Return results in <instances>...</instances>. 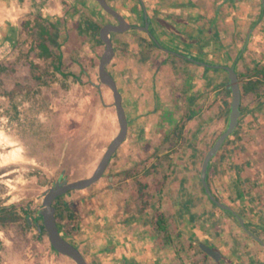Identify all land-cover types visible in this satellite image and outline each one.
Listing matches in <instances>:
<instances>
[{"label": "crops", "instance_id": "0c3cea01", "mask_svg": "<svg viewBox=\"0 0 264 264\" xmlns=\"http://www.w3.org/2000/svg\"><path fill=\"white\" fill-rule=\"evenodd\" d=\"M59 1L0 0V42L12 32L18 39L23 23L29 29L40 24L53 35V26L63 21ZM109 3L122 13L127 9L137 25L144 24L147 13L150 30L112 34L115 56L108 69L122 93L129 131L113 157L112 163L124 156L106 190L67 195L79 198L68 205L82 214L80 226L92 235L102 220L107 247L122 249V264H264V96L242 88V115L208 175L215 196L245 219L246 228L209 198L201 180L210 140L229 121L233 96L225 66L238 74L264 66V0ZM248 94L255 98L246 100ZM115 116L113 127L119 122ZM156 153L171 155V162L139 163ZM155 170L168 175L151 189L150 179L143 177ZM138 181L150 192L148 207ZM157 207L166 214L167 235L153 223Z\"/></svg>", "mask_w": 264, "mask_h": 264}, {"label": "rangeland", "instance_id": "374dc122", "mask_svg": "<svg viewBox=\"0 0 264 264\" xmlns=\"http://www.w3.org/2000/svg\"><path fill=\"white\" fill-rule=\"evenodd\" d=\"M59 2L64 8L60 15L63 21L53 26V38L48 40L53 57L37 56L36 41L41 39L38 25L29 29L23 23L15 47L0 60V67H5L0 69V207L22 203L16 208L22 218L0 225V264H5L2 259L10 264H76L53 248L48 234H41L33 219L39 215L44 194L53 181L59 175L70 181L90 177L120 130L119 122L118 126L115 122L116 127L112 125L113 113L116 115L113 91L99 77L105 44L100 45L85 30L87 18L95 20L96 17L104 25L114 17L94 0ZM126 10L123 15L130 20V12ZM31 61L43 74L41 80L33 76L35 68ZM55 65L60 66L61 73ZM254 98L252 94L245 96L246 100ZM213 142L211 139V146ZM123 158L113 163L111 160L100 182L73 194L83 193L81 191L90 194L96 189L104 192L109 175L116 172V163H121ZM170 158L169 154H149L139 163L145 166L170 163ZM151 172L153 176L143 178L150 179L151 189H154L168 174L161 170ZM141 182L144 183L136 184ZM146 192L150 198V192ZM67 195L58 201V222L69 229L70 240L90 264H122V249L117 245L106 247L107 227L102 220L99 221L100 231L92 235L79 224L82 214H77L78 222L69 221L65 204L79 198ZM84 198L89 200V196ZM28 203L34 206L30 213H26ZM84 208L83 214H88L87 204ZM111 249L116 251L111 253Z\"/></svg>", "mask_w": 264, "mask_h": 264}, {"label": "water", "instance_id": "95a60500", "mask_svg": "<svg viewBox=\"0 0 264 264\" xmlns=\"http://www.w3.org/2000/svg\"><path fill=\"white\" fill-rule=\"evenodd\" d=\"M96 1L100 3L101 7L108 14L112 15L118 21L117 23H104V25H102L100 29V36L105 44V51L100 58L99 77L100 81L104 85H107L113 91L114 104L116 106L120 130L109 144L94 173L90 177L78 179L75 181L58 180L45 192L43 199V207L39 210V215L43 219V224L46 228L49 240L53 248L58 253L72 258L76 262V264L90 263L88 262L80 248L61 233L58 225L57 206L55 202L57 198L67 194L70 191L83 190L98 182L106 173V170L113 156L117 153L118 149L126 140L129 131L128 115L123 104V96L117 85V81L114 75L108 69V66L110 65L115 56V46L112 39V33H123L132 29H141L149 31L151 22L149 15L145 13L143 25L133 24L128 21L121 12H119L112 5H110L108 0ZM16 42L17 39L16 36H13V32L9 38L4 39V41L0 42V60L13 50L16 45ZM191 60L193 59L191 58ZM225 69L227 70L229 76L228 88L231 90L233 96L228 126L225 131H223L221 135L217 138V140L214 142V144L210 147L209 151L205 155L201 171V180L209 198L223 210L233 212L239 220L241 226L243 228H246L245 219L239 213H237L230 205L219 200L215 196L208 181V175L212 159L218 154L228 137L235 132L239 119L242 115V87L239 74L237 73L234 67L225 66ZM28 218L30 220V216ZM203 249L215 258L219 257V253H217L210 247L203 246ZM2 261L5 264H10L4 261L3 259Z\"/></svg>", "mask_w": 264, "mask_h": 264}, {"label": "trees", "instance_id": "16d2710c", "mask_svg": "<svg viewBox=\"0 0 264 264\" xmlns=\"http://www.w3.org/2000/svg\"><path fill=\"white\" fill-rule=\"evenodd\" d=\"M107 22H105V23H107ZM86 24L87 25L85 27L86 28L85 30L90 32L93 35L96 42H98L99 44H104V42L102 41L101 36H100V29L102 27V24L99 23L98 21L96 22L95 20H90V18H87ZM38 29H39V34L41 36V39L36 41V46L39 49V51L36 53L37 56L41 57V58L53 57V51L47 43L49 39L53 38V35L51 33V29L44 27L40 24H38ZM151 35L154 36L153 33H151ZM57 59L60 62L62 58L59 55V56H57ZM31 66L33 67V69L35 68V70L33 71V76L36 79L41 80L43 77V74L38 70V67L35 64V62L31 61ZM54 67L57 71H59L61 73V69H60L59 65H55ZM0 69L4 70L5 67H0ZM245 77H249V80L244 81ZM239 78H240V81L242 83V88H243L244 93L254 92L257 95V98L264 96V66L258 67L252 71H249L246 74H239ZM76 80H78V77H76ZM227 126H228V124H227ZM183 127H184V124H181L178 126L179 129H182ZM216 140H217V137L214 139V142ZM214 160H215V158H213L211 161L210 170H211V166H212V163ZM146 187L147 186L145 184L140 183L139 195L142 198L144 206L148 207L150 205V201L148 198V193L145 191ZM216 197L219 199V197L217 195H216ZM21 205H22V203H16V204L9 205V206H1L0 207V225H7L10 223H14V222L19 221L22 218V216L17 211L16 208L18 206H21ZM33 207L34 206L32 203H28L27 208H26V213H30L31 209H33ZM65 207L69 211V216H68L69 221L71 223L78 222V216L75 213V211L70 206H68L67 204H65ZM58 210H60L59 205H58ZM227 212L233 218H235L237 222H239V220L237 219V217L234 215L233 212H231V211H227ZM57 215L59 216L60 212H58ZM26 221L29 222L27 217H26ZM33 222L41 234H47L46 228L42 222V217L40 215H38L35 219H33ZM153 223L159 228V230L161 232H164L166 235L168 234L167 217H166V214L161 207L156 208V212H155V215L153 218ZM239 224H240V222H239ZM59 229H60L61 233L67 239H70L69 238V229H67V228L64 229V227H62L60 225V223H59Z\"/></svg>", "mask_w": 264, "mask_h": 264}, {"label": "flooded vegetation", "instance_id": "af4514ba", "mask_svg": "<svg viewBox=\"0 0 264 264\" xmlns=\"http://www.w3.org/2000/svg\"><path fill=\"white\" fill-rule=\"evenodd\" d=\"M96 1V0H95ZM109 2H110V0H108ZM96 2H98V1H96ZM99 3V2H98ZM99 5H100V3H99ZM111 5V4H110ZM101 6V5H100ZM115 8V7H114ZM116 9V8H115ZM118 10V9H117ZM119 11V10H118ZM120 12V11H119ZM122 13V12H121ZM123 14V13H122ZM127 19V18H126ZM128 21H130L131 23H133V24H135L133 21H131V20H129V19H127ZM109 22H114V23H117L118 21L114 18L113 20H111V21H109ZM112 34H115V33H112ZM114 157V156H113ZM113 159V158H112ZM94 173V172H93ZM87 178V177H86ZM58 180H68L65 176H61V175H59V177L56 179V180H54L53 181V183L51 184V186H53L54 184H55V182H57ZM68 181H70V180H68ZM75 181V180H74ZM89 188V187H88ZM87 189V188H86ZM83 190H85V189H83ZM73 191H77V190H73ZM73 191H70V192H68L67 194H70V193H72ZM67 194H65V195H63V196H60L59 198H57V200H56V202H55V204H56V206H57V214H58V201L60 200V198H62V197H64V196H66ZM57 217H59L58 215H57ZM42 222H43V219H42ZM58 225H59V222H58ZM70 240V239H69ZM71 241V240H70ZM72 242V241H71ZM74 243V242H73ZM75 244V243H74ZM76 245V244H75Z\"/></svg>", "mask_w": 264, "mask_h": 264}]
</instances>
